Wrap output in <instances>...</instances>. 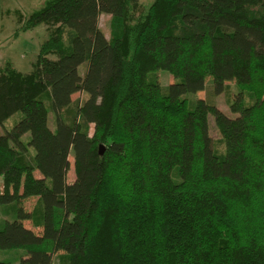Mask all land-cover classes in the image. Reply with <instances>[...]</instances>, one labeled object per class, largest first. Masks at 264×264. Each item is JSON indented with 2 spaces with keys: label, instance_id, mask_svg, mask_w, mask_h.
Returning a JSON list of instances; mask_svg holds the SVG:
<instances>
[{
  "label": "trees",
  "instance_id": "16d2710c",
  "mask_svg": "<svg viewBox=\"0 0 264 264\" xmlns=\"http://www.w3.org/2000/svg\"><path fill=\"white\" fill-rule=\"evenodd\" d=\"M20 22L14 36L48 33L28 71L0 65V205L15 213L0 249H25L18 264H264V0H45ZM207 77L216 94L234 81V114L189 104Z\"/></svg>",
  "mask_w": 264,
  "mask_h": 264
},
{
  "label": "rangeland",
  "instance_id": "374dc122",
  "mask_svg": "<svg viewBox=\"0 0 264 264\" xmlns=\"http://www.w3.org/2000/svg\"><path fill=\"white\" fill-rule=\"evenodd\" d=\"M45 0H0V47L2 52H0V61L2 58H11L14 60L17 68L23 71H28L30 69L29 62L34 60L36 54L39 50V46L42 41L46 38L48 33V28L45 24H39L26 31H19L17 36H14V31H16L20 26V21L26 19L27 16L34 10L41 7ZM141 9H145L152 0H138ZM110 16L105 13H101L98 18V26L104 32L106 37L110 35L109 29ZM2 63H0L1 65ZM85 69V63H82L78 67V71L82 74ZM150 78L156 79L160 85L164 88L170 82L174 81V76L165 69H157L154 73L150 74ZM205 87L194 94H186L189 104L197 98H203L206 101L215 104L219 109L228 115L234 114L230 110V101L234 97V93L237 87L233 80L226 81L224 90L221 93H214L210 79L207 77L205 79ZM72 99L83 98V94L76 92L72 94ZM252 101L251 94L246 93L244 97V102L249 103ZM22 114L16 112L12 116L8 117L4 121L6 128H9L13 123L18 120ZM48 126L51 130L55 128V123L53 121L52 113L48 114ZM212 115L209 114V132L213 141V148L218 154H222L224 151V144L222 137L215 126ZM29 134L24 135L23 140H27ZM74 178L73 169V159L72 156L69 157V168L67 170L66 179L71 182ZM35 197L26 198L21 201V205L24 211H29L32 209L35 203ZM19 206L15 203V207ZM15 216L13 211V206L0 205V228L3 226L5 220H12ZM24 225L30 227L36 233L40 231L39 227H34L30 220H24ZM62 252H56L52 256L51 264H64V260L61 256ZM26 257V251L23 248H11V249H0V261L7 264H18L22 258Z\"/></svg>",
  "mask_w": 264,
  "mask_h": 264
},
{
  "label": "crops",
  "instance_id": "0c3cea01",
  "mask_svg": "<svg viewBox=\"0 0 264 264\" xmlns=\"http://www.w3.org/2000/svg\"><path fill=\"white\" fill-rule=\"evenodd\" d=\"M1 46V45H0ZM0 52H2V50H1V47H0ZM4 58H5V56H4ZM4 58H2V60L0 61V63H2L3 61H4ZM6 59H10L12 62H13V64L15 65V63H14V60L13 59H11V58H6ZM16 66V65H15ZM17 67V66H16ZM19 69V68H18ZM20 70V69H19ZM21 71H23V70H21Z\"/></svg>",
  "mask_w": 264,
  "mask_h": 264
}]
</instances>
